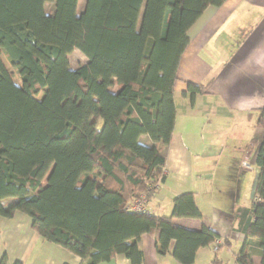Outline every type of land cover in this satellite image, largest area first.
<instances>
[{"label": "trees", "instance_id": "16d2710c", "mask_svg": "<svg viewBox=\"0 0 264 264\" xmlns=\"http://www.w3.org/2000/svg\"><path fill=\"white\" fill-rule=\"evenodd\" d=\"M224 1L87 0L78 12L79 0H0V48L21 80L0 54V216L25 213L41 237L81 264L126 252L131 264H144V233L159 255L179 264H193L202 247H229V238L208 225L174 221L202 217L193 191L177 195L169 215L128 209L142 195L149 201L165 180V156L140 137L172 141L188 30L208 6ZM76 49L88 61L72 68ZM206 92L207 84L189 83L184 94L194 103ZM257 124L263 136L248 151L259 146V172L252 204L234 214L233 237L243 239L234 264H256V255L264 264V106ZM8 197L15 200L5 205ZM211 264L224 262L216 254Z\"/></svg>", "mask_w": 264, "mask_h": 264}, {"label": "crops", "instance_id": "0c3cea01", "mask_svg": "<svg viewBox=\"0 0 264 264\" xmlns=\"http://www.w3.org/2000/svg\"><path fill=\"white\" fill-rule=\"evenodd\" d=\"M188 35L190 42L180 58L174 87L178 114L172 141L164 145L148 135L140 137L144 144L157 145L167 161L165 180L149 200L154 207L147 208L157 215H169L173 199L193 191L202 217H178L174 221L191 229L208 225L221 234L222 240L229 238V247L241 248L243 239L233 237L237 226L234 214L244 204H237L230 213L221 211L215 205L212 180L223 153L238 145L247 148L244 155L250 157L252 139L260 143L263 136L257 117L264 106V0H225L220 6L210 5ZM189 83L207 84V92L197 94L194 103L184 94ZM258 149L252 154L255 164ZM216 245L200 248L193 264H211L216 254L224 264H234V253L240 248L228 260L221 255L223 247L216 252ZM140 246L144 264H179L171 254H158L149 233L141 236ZM3 255H7V264L17 260L24 264L82 263L80 256L41 237L32 228V219L22 212L0 216V258ZM254 260L261 264L260 256ZM99 264H131L130 254L122 253Z\"/></svg>", "mask_w": 264, "mask_h": 264}, {"label": "rangeland", "instance_id": "374dc122", "mask_svg": "<svg viewBox=\"0 0 264 264\" xmlns=\"http://www.w3.org/2000/svg\"><path fill=\"white\" fill-rule=\"evenodd\" d=\"M87 0H79L78 12L83 11ZM55 10L54 3H46V11L53 13ZM0 54L3 62L8 70L12 73L14 80L20 84L21 80L17 75L15 68L12 67L9 57L0 48ZM72 68H77L85 64L87 57L79 50L69 56ZM43 92L37 97L41 98ZM258 140V139H257ZM232 142V141H231ZM259 143V140L257 141ZM259 145V144H258ZM247 148L242 146H235L229 153L221 155L220 163L213 171L214 180H212V188L214 189L215 205L223 212H231L237 204L248 205L252 202L255 183L257 181L258 167L253 158V152L250 157L244 155ZM242 160L248 162V166ZM46 182H44L45 184ZM211 188V187H210ZM15 198L8 197L4 199V204L9 205L13 203ZM254 200V198H253ZM149 207H154L150 201L146 204ZM10 245H18L17 243H10ZM239 245H232L231 247L223 246L221 255L228 260L233 257L234 250H238Z\"/></svg>", "mask_w": 264, "mask_h": 264}, {"label": "built area", "instance_id": "2783aa9c", "mask_svg": "<svg viewBox=\"0 0 264 264\" xmlns=\"http://www.w3.org/2000/svg\"><path fill=\"white\" fill-rule=\"evenodd\" d=\"M147 197L145 195H142L141 197L133 200L129 205L128 209L134 210V211H147Z\"/></svg>", "mask_w": 264, "mask_h": 264}]
</instances>
